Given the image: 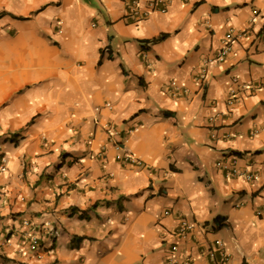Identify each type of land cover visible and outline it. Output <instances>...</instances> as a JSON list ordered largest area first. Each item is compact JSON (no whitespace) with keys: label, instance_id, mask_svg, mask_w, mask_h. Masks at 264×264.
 I'll return each instance as SVG.
<instances>
[{"label":"crops","instance_id":"obj_1","mask_svg":"<svg viewBox=\"0 0 264 264\" xmlns=\"http://www.w3.org/2000/svg\"><path fill=\"white\" fill-rule=\"evenodd\" d=\"M1 156L0 264H264V0H0Z\"/></svg>","mask_w":264,"mask_h":264},{"label":"built area","instance_id":"obj_2","mask_svg":"<svg viewBox=\"0 0 264 264\" xmlns=\"http://www.w3.org/2000/svg\"><path fill=\"white\" fill-rule=\"evenodd\" d=\"M167 2L168 0H123V3L125 5L126 15L129 19L133 20L134 22H142L150 17L155 12H161L166 13L167 12ZM255 13L257 11H254ZM252 32L249 29L243 30V31H236V30H230L226 36L223 39V46L220 49V51L217 53L216 60L217 61H224L232 51V46L234 43L246 38L247 36H251ZM108 51V49H106ZM208 70L207 68H202L201 75H199L198 79L203 82L205 81L207 77ZM174 89L176 92L179 91L178 85L174 82L173 83ZM127 159H130L128 157ZM1 161L3 163V166H1V170L4 171L6 169V158L5 156H1ZM217 168L221 170L225 177L227 178H241L247 182H252L257 179H259V172L253 171L251 169H240L237 167L236 159L231 158L228 160L221 159L217 162ZM168 214V212H166ZM191 225L188 222H182L181 226L178 229V232L182 235H184L187 230L191 229ZM54 236H57V231H53ZM27 232L22 233V240L24 242H28L32 249H36L39 247V244L37 242V238L35 235H31L30 238L28 237ZM216 252L219 253V258L216 260L214 259L213 264H228L229 262V256L227 253L223 251L221 241H216ZM178 248L177 246L173 247V250L176 251ZM213 252V256H214ZM187 264V262H184Z\"/></svg>","mask_w":264,"mask_h":264},{"label":"trees","instance_id":"obj_3","mask_svg":"<svg viewBox=\"0 0 264 264\" xmlns=\"http://www.w3.org/2000/svg\"><path fill=\"white\" fill-rule=\"evenodd\" d=\"M165 36H160L159 38H157V40H159V39H162V38H164Z\"/></svg>","mask_w":264,"mask_h":264}]
</instances>
